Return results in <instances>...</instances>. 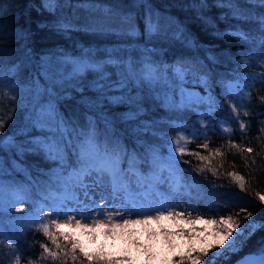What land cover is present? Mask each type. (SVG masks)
<instances>
[{
  "label": "snow or ice",
  "instance_id": "1",
  "mask_svg": "<svg viewBox=\"0 0 264 264\" xmlns=\"http://www.w3.org/2000/svg\"><path fill=\"white\" fill-rule=\"evenodd\" d=\"M215 2L217 7L229 10L225 18L228 14L237 20L251 18L236 0ZM85 3H90V0H81V4ZM257 3L264 6V0H257ZM206 6L207 0H192L189 5L199 19H205L203 9ZM40 7L43 11L55 14L62 5L59 0H41ZM137 8L146 9L143 16L145 58L125 62L121 58L113 59L109 54L108 60L101 62L90 49L82 50L79 56L67 57L61 54L63 58L57 67L64 65L65 70L62 73L51 72L49 84L45 88L46 102L39 106V112L34 108L28 116L27 123L20 131L23 140L16 135L7 138L3 136L4 128L20 108L21 96L17 79L19 68L13 60L5 74L6 54L0 49V91H4L10 103L15 104L9 110L7 118L0 117V153L11 152L16 157L26 153H42L56 167V171L47 173L48 179L42 183L16 161L13 162L11 171L6 173L7 165L0 159V264H130L131 258L127 256L109 259L102 252L89 253L81 236L94 239L98 231L114 236L117 230L131 235L128 231L131 225L149 226L153 221L160 224V232L152 230L149 235L164 238L168 247L166 264H230L231 257L242 251L257 232H264V220H256L254 213L246 207H239L237 211H225L224 214L213 217L193 215L194 212L199 213L198 208L191 205L179 208L169 204L161 193L162 201L159 205L149 198L139 203L134 201L131 207L122 204L120 211H115L114 205L107 200L101 199L97 203L89 195V189L104 185L109 187L114 198H121L130 191L129 173L135 176L136 184L146 190H158L159 184H168L175 193L185 191L190 194L191 189L198 185L192 173L208 172L214 179L224 177L241 192H247L254 177L249 173L246 178L245 174L237 171L236 161L228 162V155H239L244 167L249 169L256 165V157L264 161V109L253 113L245 104V101L251 102L253 98L251 88L264 87V15L259 17L255 32L232 25L222 33L223 38H234L247 48L241 50L239 61H232L231 53L229 54V62L236 63L237 68L226 70L225 75L217 80L214 69L222 66L224 61L221 57L211 50H208L207 55L201 56L199 43L184 29L153 13L145 0H132L127 10L108 9L102 17L100 9H96L92 15L103 22L86 27H95L101 32L117 29L124 35L139 36L141 33L136 22L138 14L135 13ZM54 27L57 32L62 33L71 30L62 21H58ZM8 35L16 44L23 43L22 53L26 58H32L29 47L32 39L30 30L21 29L17 33L15 27H12ZM4 37L3 25L0 24V43L4 42ZM155 40H178L190 50L191 55L175 58L170 63L165 62L158 57L156 45L152 43ZM256 62L261 69L259 72H239L240 65L253 68ZM42 67H47V64L42 63ZM90 72L94 73V78L91 86L87 87V92L94 93L93 96H87L85 88L80 87ZM189 82L202 87L204 94L185 87ZM69 84L76 86L72 91L79 96L78 103L90 115H94V109L103 112L106 108L126 107V111L118 118L110 119V114L104 116L105 131L109 127L113 129L104 142L98 138L96 126L78 125L74 123V117L59 110L62 96L65 99L75 98L68 93ZM217 86L225 97L223 102L217 98ZM13 89L16 91L13 92ZM177 91L180 95L179 103L175 100ZM150 92H163V99L170 110L195 111L199 117V127L195 124L187 125L191 129L190 134L180 133L170 142L165 133L167 156L160 154L159 147L148 145L145 157L150 158L152 170L145 176L137 167L140 153L135 149L129 151L121 144L118 125L135 123L137 139L145 134H157L155 121L143 119L147 113L146 94ZM237 97L239 101L235 99ZM257 99L264 106V95ZM218 111L224 115L216 119L214 117ZM254 115L261 117L256 137L262 144L260 151L250 146L251 138L248 136L252 124L250 117ZM233 122L238 125V129L233 127ZM29 127L39 130L41 135L32 136L27 131ZM77 128L84 130L77 131ZM218 129L221 134L226 135V139L212 148L208 133L217 132ZM237 131L240 133L239 143L232 138ZM197 139L202 141L196 146L199 150L189 149L188 145ZM184 156L195 159L197 165L182 168L181 163H192L191 160L183 159ZM125 159L129 165L127 172L121 168ZM226 162L232 170L225 169ZM23 171H28L26 179L18 181L12 178ZM258 171L264 172V166ZM218 187L223 185L212 184L213 189ZM197 190L199 191L198 188ZM254 198L264 205V190L255 191ZM18 203H27L32 207L27 212L16 207L15 211L23 215L12 216V209ZM216 203V212L232 206L228 201ZM165 221L169 223L165 224ZM5 224L8 225L7 230L4 228ZM29 232L45 238L43 242L34 238V244H38L40 249L35 257L25 255L33 245L23 248V240ZM134 243L139 245V241ZM140 247L149 258L152 257L150 244ZM236 264H264V239L258 241L254 252L246 254Z\"/></svg>",
  "mask_w": 264,
  "mask_h": 264
},
{
  "label": "trees",
  "instance_id": "2",
  "mask_svg": "<svg viewBox=\"0 0 264 264\" xmlns=\"http://www.w3.org/2000/svg\"><path fill=\"white\" fill-rule=\"evenodd\" d=\"M59 2L62 7L57 9L55 14H53L42 10L40 7L41 0H0V24L3 25V32L5 33L4 42L0 43V49H3L6 54L4 71L7 74L12 61L15 60L19 68L17 79L20 84L21 96L19 110L15 113L14 119L4 128V138L16 135L18 139L23 140V137L20 136V131L27 123L28 116L34 108L39 112V106H42L46 102L47 95L45 88L49 84L51 72L62 73L65 70L64 65L57 67L63 58L61 54H65L67 57L79 56L82 50L87 51L90 49L101 62L108 60L109 54L112 55L113 59L121 58L125 62L143 60L145 58L143 55L145 45L143 16L146 11L145 8H137L135 10V13L138 14L136 22L139 25L141 35L129 36L121 34L117 29L101 32L98 28H88L86 25L103 22L102 19H98L97 16L92 15V13L96 12V9H100V16L102 17L103 13L108 9L127 10L132 4V0H90V3L85 4H81V0H59ZM145 3L153 13L158 14L164 21H169L172 25L184 29L192 39L197 41L202 49L200 52L201 56L207 55L208 50H211L212 53L221 57V60L224 61L222 66L214 69L217 80L225 75L226 70L230 71L237 68L236 63L229 62V54L231 53L232 61H239L241 50L247 48L246 45L241 44L234 38H223L222 33L232 25L245 31L255 32L258 27L259 17L264 15V6L257 3V0H236V3L242 9L249 13L251 18L246 20L234 19L230 14L225 18V14L229 13V10L217 7L215 0H207V6L203 9L205 19L197 18L196 12L189 7L192 0H145ZM58 21L68 24L71 30L63 33L57 32L54 25ZM205 21L208 22L206 23ZM12 27H15L17 33H20L21 29L30 30L32 39L29 47L32 51V58H26L22 53L23 43L18 45L11 41L8 34ZM152 43L156 45L158 57L165 62L170 63L175 58L191 55L190 50L178 40H155ZM13 52L15 55H13ZM42 63H46L47 67H42ZM238 70L244 73L259 72L261 69L259 63L256 62V66L253 68H245L243 65H240ZM93 78L94 73H88L86 80L80 85V87L85 88L87 96L94 95L92 92H87V87L91 86ZM74 87L76 86L69 84L68 93L75 98L65 99L62 96L59 110L65 115L74 117V123L78 125L92 124L96 126V134L100 141L104 142L106 137L110 136L113 131L111 127L105 131L104 116L110 114V119L112 117L118 118L126 111V107L106 108L103 112L94 109V115H90L78 103L79 96L72 91ZM185 87L204 94L203 88L194 82H189ZM15 91L16 89H13V92ZM78 91L79 89H77ZM215 91L217 98L223 102L225 97L221 94L220 87L217 86ZM250 91L253 98L251 102L245 101V104L253 113L259 112L264 109V106L260 105L257 97L264 95V87L251 88ZM146 95L145 108L147 109V113L143 119L155 121L158 129L157 134L155 136L145 134L141 139H137V125L135 123H120L118 125L121 144L126 146L129 151L135 149L140 153L137 157V167L141 174L145 176L152 170L150 158L145 157L148 145L159 147L160 154L167 156L168 151L164 139L165 133L167 134L168 142H170L173 138H177L180 133L189 135L191 129L187 125L195 124L196 127H199V117L195 111L170 110L163 99V92H150ZM169 97H171V93H169ZM235 99L239 101V97ZM175 100L179 103V91L176 92ZM14 107L15 104L10 103L4 91H0V117L7 118L9 110ZM225 111H227V106H225ZM223 115V112L218 111L215 113L214 118L219 119ZM250 119H252L251 130L248 133V136L251 138L250 146L260 151L262 144L256 137L258 122L261 117L254 115ZM233 127L238 129V125L234 122ZM82 130L84 129L77 128V131ZM27 131L32 136L41 135L39 130H33L30 127ZM208 135L211 138L210 147L212 148L217 147L226 139V135L221 134L219 129L217 132H209ZM232 138L239 143V131ZM200 143H202L201 140H194L188 145V148L199 150L196 146ZM0 159H3L7 165L6 173L11 171L13 162L16 161L22 168L30 170L32 176L41 180L42 183L48 179L47 173L56 171L55 164L47 161L42 153H26L21 157H16L11 152L7 154L0 153ZM183 159L191 160L192 163L191 165L181 163L182 168L195 167L198 163L189 156H184ZM233 160L236 161L237 171L245 174L246 178H248L249 173L254 177L250 181L251 188L249 191L241 192L235 184L224 177L217 180L208 172L200 174L192 173V176L198 182L197 188L199 191L197 188H192L190 194L185 191H181L180 193L174 192L176 194L174 201L179 203L180 207L191 205L198 208V214L206 215L207 217L224 214L225 211H237L239 207H246L248 211L254 213L256 220H264V205H261L254 198L255 191L264 190V172L258 171V169L264 166V161L256 157V165L249 169L244 167L239 155L233 156L229 154L227 161L231 162ZM228 162L225 163V169L232 170ZM128 167V160H123L121 168L127 172ZM253 169H256V171ZM41 173H44V175H41ZM130 174L133 175L132 173ZM27 177L28 171H23L12 178L19 181ZM213 183L223 185V187L213 189ZM217 201H228L232 206L216 212L214 209L217 207ZM16 207H21L27 212L32 206L27 203H18L12 209V216L23 215V213L15 211ZM7 227L8 225L5 224V230H7ZM34 238L41 242L45 240L42 235L29 232L23 240V248H28L29 245H33V247L30 252L25 254L26 257H35L40 252L38 244H34ZM261 239H264V232H257L242 251L231 257L230 264L247 252H254L258 247V241ZM86 250L89 253H98L96 249ZM102 253L109 259L118 257L110 250ZM130 264L133 263L130 262Z\"/></svg>",
  "mask_w": 264,
  "mask_h": 264
},
{
  "label": "rangeland",
  "instance_id": "3",
  "mask_svg": "<svg viewBox=\"0 0 264 264\" xmlns=\"http://www.w3.org/2000/svg\"><path fill=\"white\" fill-rule=\"evenodd\" d=\"M165 175H167V173H165ZM129 176L131 177L130 191L119 199L114 198L109 187L104 185L96 189H89V195L94 197L95 202L97 203L101 199L107 200L108 203L114 205L115 211H120L122 204L131 207L132 202L135 201L139 203L149 198L154 200L156 204L159 205V203L162 201L161 193H163L164 197L167 198V203L174 204L179 208L185 207H180L179 203L174 201L176 194L172 189L169 188L168 184H159L157 186L158 190H146L145 188H141L136 184L134 175L129 173ZM80 196L82 199L84 198L83 192L80 193ZM195 214L198 213L194 212L193 215ZM125 215H127V213H125ZM132 218H135V216ZM164 223L168 224L169 222L165 221ZM152 230L159 233L160 224L156 221H153L149 226L131 225L128 230L131 235L120 230H117L114 236L104 235L102 231H98L94 239L82 235L81 240L84 242L85 249H96L98 252L110 250L118 257H130V262L133 264H166L165 254L168 253L167 244L164 243V239L160 235H157L155 238L151 237L149 232ZM134 241H139V245L134 243ZM177 242L180 243L179 241ZM145 244L151 245L150 250L153 253L151 258H149L144 252V249L140 247V245ZM177 251H179V249H177ZM249 253L251 252H247L246 254Z\"/></svg>",
  "mask_w": 264,
  "mask_h": 264
},
{
  "label": "water",
  "instance_id": "4",
  "mask_svg": "<svg viewBox=\"0 0 264 264\" xmlns=\"http://www.w3.org/2000/svg\"><path fill=\"white\" fill-rule=\"evenodd\" d=\"M246 254L242 255L241 257H239L238 259H236L235 261H233L231 264H236V262L241 259L243 256H245Z\"/></svg>",
  "mask_w": 264,
  "mask_h": 264
},
{
  "label": "bare ground",
  "instance_id": "5",
  "mask_svg": "<svg viewBox=\"0 0 264 264\" xmlns=\"http://www.w3.org/2000/svg\"><path fill=\"white\" fill-rule=\"evenodd\" d=\"M164 239V238H163ZM178 243V242H177ZM163 245H165V244H163Z\"/></svg>",
  "mask_w": 264,
  "mask_h": 264
}]
</instances>
